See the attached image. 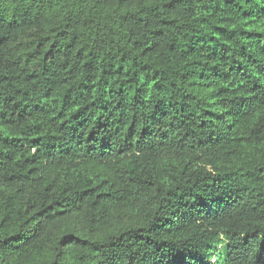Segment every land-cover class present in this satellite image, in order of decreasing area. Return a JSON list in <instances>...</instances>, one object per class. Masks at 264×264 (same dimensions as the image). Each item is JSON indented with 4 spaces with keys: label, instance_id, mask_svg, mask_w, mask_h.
I'll use <instances>...</instances> for the list:
<instances>
[{
    "label": "trees",
    "instance_id": "trees-1",
    "mask_svg": "<svg viewBox=\"0 0 264 264\" xmlns=\"http://www.w3.org/2000/svg\"><path fill=\"white\" fill-rule=\"evenodd\" d=\"M0 264H264V0H0Z\"/></svg>",
    "mask_w": 264,
    "mask_h": 264
}]
</instances>
